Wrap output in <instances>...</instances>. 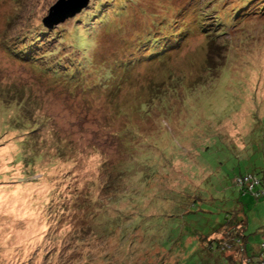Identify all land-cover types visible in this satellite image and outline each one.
<instances>
[{
	"label": "rangeland",
	"instance_id": "rangeland-1",
	"mask_svg": "<svg viewBox=\"0 0 264 264\" xmlns=\"http://www.w3.org/2000/svg\"><path fill=\"white\" fill-rule=\"evenodd\" d=\"M57 1L0 0V264H175L180 252L131 223L148 198L201 187L188 220L203 231L234 206L223 186L239 169L264 177V0H91L48 29ZM41 43L58 47L44 64L14 53ZM61 55L90 71L92 57L110 59L106 87L46 73ZM242 201L264 257V196ZM186 241L179 264H199L198 240Z\"/></svg>",
	"mask_w": 264,
	"mask_h": 264
},
{
	"label": "trees",
	"instance_id": "trees-1",
	"mask_svg": "<svg viewBox=\"0 0 264 264\" xmlns=\"http://www.w3.org/2000/svg\"><path fill=\"white\" fill-rule=\"evenodd\" d=\"M254 1L257 0H246L247 4L245 7L252 4ZM245 7H235V11H239L238 18L241 16L240 18L242 19L244 14L247 13ZM104 13L105 11L103 10L102 15L98 18L99 23H101L103 20L105 15ZM216 16L213 17L214 20L211 17L209 18V16H204V19H209L211 22V24L208 25L210 28L213 26V23H218L216 26H222L220 19H222V22L224 19L225 24L227 20H232L234 17L233 14L229 15L228 17L221 15L219 16L220 18ZM215 31L216 30L213 29V33ZM205 32L206 28L204 29L203 33ZM43 44L44 43H41L39 46H37L38 48H36L35 51H31L30 53L27 52L28 48L30 47H26V49L23 47L21 50L19 49V51L14 53L19 55L22 60L31 61L34 63L41 60L40 62L44 64L45 60L42 59L48 57L47 55L53 57L58 47L55 46L56 48H49L50 50L47 49L42 51L40 46ZM71 46L75 51L79 50V48H77L73 43H71ZM117 56V53L114 52L112 59L120 57ZM60 57L52 59V61L49 62L50 65L47 64L45 70L46 73L52 72V76L54 78H63L62 80H64L70 88H81L83 91L91 92L93 88L97 89L102 86L106 87L102 84V82L110 80L111 73L110 70H108L110 59H105L104 55L101 57L98 56L101 59H96L93 57L90 59V61H93L90 62V64L93 65L91 71L90 69H88L89 71L86 70L87 65H84L82 62H77L74 64V58H70L71 56H65L68 58V61L66 64H62L61 61L62 57L64 56L61 55ZM143 59L144 57H142V60ZM139 61L141 60L137 59L135 60V63ZM61 65L64 67L62 68ZM135 65L132 67V69L135 68ZM93 67H95V69H93ZM93 81L95 84L91 87H88V85ZM226 146L228 149L233 148H229L228 145ZM157 173L158 171H156L152 176L148 177L146 181H153V176H155ZM208 179L209 178L207 177L206 181H208ZM223 187V192L225 193L226 189L227 191L230 189V194H235V191L238 192V196H231L234 206L231 207L230 211H225V218H223L222 221L218 216L214 223H211L209 220V216L214 217V213H211L210 210H207L209 206H206L207 208L202 210V212L205 214V218L209 220L210 225L203 231L199 230L198 228L193 229V224H191L188 220L191 214L195 213L193 207L199 206L198 202L202 201V197H204L202 190L200 189L201 187H199L194 193H192V191L188 192L186 190H183L178 194H176V192H166V194L164 192L162 193V190H160L161 192L158 191L154 198L147 197L149 200V206L145 207L148 213H145L144 209V218L142 214V216L136 215L139 220L137 223H134L136 220L134 221V219H131V223L132 225L136 227L139 226L141 229H143L145 237L150 238L151 241L154 240L152 245H159L167 253L172 255L176 252H180L179 258L175 264H179L180 255L182 254L181 250L183 247L185 248L187 245L186 243L188 242L186 239H189V242L198 240L199 245L197 248L199 253V264H264L263 255L255 254L254 251L249 247V236L246 233L248 229V217L245 213L246 203L242 201V197L248 193L254 195L257 199L264 196V177L260 178L255 174L243 173V171L239 169L238 173H236L235 176L231 178L230 185ZM211 196H208V199L205 202H208L213 206L218 201H221V203L231 201L227 195L223 196L222 199L219 197L216 199L215 197ZM208 203L206 204L209 205ZM150 208H155L156 212L152 214V212H149ZM145 219L147 221L152 220V222L145 223ZM177 219L179 220L178 226L180 227L183 225L184 230L181 235L176 236L173 232V227H175L173 223Z\"/></svg>",
	"mask_w": 264,
	"mask_h": 264
},
{
	"label": "water",
	"instance_id": "water-1",
	"mask_svg": "<svg viewBox=\"0 0 264 264\" xmlns=\"http://www.w3.org/2000/svg\"><path fill=\"white\" fill-rule=\"evenodd\" d=\"M91 0H58L53 5L47 17L44 18L43 24L48 29L65 22L67 19L74 18L89 6Z\"/></svg>",
	"mask_w": 264,
	"mask_h": 264
},
{
	"label": "built area",
	"instance_id": "built-area-1",
	"mask_svg": "<svg viewBox=\"0 0 264 264\" xmlns=\"http://www.w3.org/2000/svg\"><path fill=\"white\" fill-rule=\"evenodd\" d=\"M247 180V179H246Z\"/></svg>",
	"mask_w": 264,
	"mask_h": 264
}]
</instances>
